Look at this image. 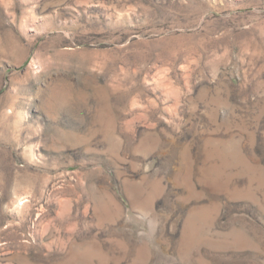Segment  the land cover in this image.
<instances>
[{"label":"rangeland","instance_id":"1","mask_svg":"<svg viewBox=\"0 0 264 264\" xmlns=\"http://www.w3.org/2000/svg\"><path fill=\"white\" fill-rule=\"evenodd\" d=\"M0 264H264V0H0Z\"/></svg>","mask_w":264,"mask_h":264}]
</instances>
